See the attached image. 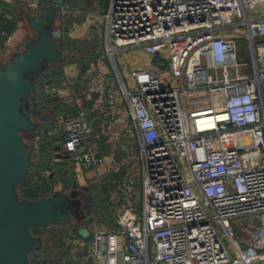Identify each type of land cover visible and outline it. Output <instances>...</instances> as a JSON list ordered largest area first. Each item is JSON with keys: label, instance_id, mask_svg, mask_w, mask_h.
I'll return each mask as SVG.
<instances>
[{"label": "built area", "instance_id": "1", "mask_svg": "<svg viewBox=\"0 0 264 264\" xmlns=\"http://www.w3.org/2000/svg\"><path fill=\"white\" fill-rule=\"evenodd\" d=\"M27 2L38 11L42 0ZM102 17L113 62L129 49L156 60L129 85L117 74L106 99L108 115L130 118L139 208L118 210L114 229L94 224L76 264H264V0H109ZM2 21L0 10V56ZM240 29L252 76L238 63ZM109 127L86 109L65 121L62 150L78 177L107 162L99 141ZM245 219L247 245L235 228Z\"/></svg>", "mask_w": 264, "mask_h": 264}, {"label": "water", "instance_id": "2", "mask_svg": "<svg viewBox=\"0 0 264 264\" xmlns=\"http://www.w3.org/2000/svg\"><path fill=\"white\" fill-rule=\"evenodd\" d=\"M68 1L50 0L47 9L29 12L28 26L34 36L23 50L0 61V264H32L30 254L44 247L43 238L33 233L36 229L56 222L75 224L79 236L87 239L95 220L87 216L76 190L56 189L37 200L21 199L19 194L34 152L23 134L41 127L31 116V96L39 76L65 59L60 47L63 31L57 25ZM55 151L57 158L64 157L62 145H56Z\"/></svg>", "mask_w": 264, "mask_h": 264}, {"label": "crops", "instance_id": "3", "mask_svg": "<svg viewBox=\"0 0 264 264\" xmlns=\"http://www.w3.org/2000/svg\"><path fill=\"white\" fill-rule=\"evenodd\" d=\"M100 4V0H70L67 2L65 8V12L59 15L58 25L57 27L61 28L64 34L67 35L71 40H85L89 39L88 35L91 32H98L99 29L101 31V38L104 40V20L103 15L105 14L108 6L109 0L106 1L105 6L102 11L98 10V5ZM50 6V0H42L40 9L38 11H31L28 7L27 0H0V10L2 12L3 21L1 24V29L6 32V37L3 39L5 47L3 54L0 56V61L8 59L12 54L23 50L26 43H28L34 33L30 30L28 26L27 14L29 12H33L34 14L39 13L40 10L47 9ZM98 10V11H97ZM90 36V35H89ZM105 43V41H104ZM137 54L132 53L133 58L138 61V65L133 68L136 69H152L154 67V61L156 58L149 57L145 55L144 64H140V59L138 54L142 53V49H134ZM128 51V50H127ZM132 52V51H128ZM107 53V52H106ZM108 55V54H106ZM133 59V60H134ZM110 62L114 66V74L116 78V74H119L121 78L125 81L121 71L118 67L116 58H114V62L109 58ZM132 70V71H133ZM75 72V75L74 73ZM116 72V73H115ZM64 80L60 82L61 86H56L57 91H55V95L57 102L56 104L63 103L65 106H76L72 110L86 109L88 113V117L93 119L96 126L103 124L109 125L107 128V135H105L99 141L100 153L107 159V162L99 167L85 169L87 170L86 176L88 179H98L99 178L106 179L109 188V198L112 201V204H125V205H135V208H139L138 203L140 200L137 198V203L134 200L128 198V195H135V192L141 189V169L140 163L138 159V152H128L124 150L125 140H129L127 136L126 127L130 125V118L128 121L122 118L121 113L119 116L117 114L108 115L106 108V100L107 94H105V90L103 94H100L99 98L96 99L94 104L89 103V95L83 92L82 94H77L76 91L80 90L78 83L79 70L77 64L66 65L63 69ZM103 73L108 74V69L103 70ZM78 79V80H77ZM107 89L108 88H104ZM105 96V97H104ZM100 106L98 102L101 104ZM53 102V103H54ZM124 105L119 103V108L123 111V107L127 106V103L124 101ZM105 106V107H103ZM106 108V109H105ZM78 112V113H79ZM110 112V111H109ZM128 115V113H125ZM76 114H74L75 116ZM77 116V115H76ZM112 116H114L112 118ZM118 116V117H116ZM129 117V116H128ZM47 118V117H46ZM71 118V117H70ZM111 120L114 121L112 125H110ZM50 130V131H49ZM47 132V136L55 138L54 131L49 129ZM39 134H43L41 132L34 134L33 140V148L36 149L37 146H40L36 150L40 149V155L45 154L52 155L54 163L57 165V168H71V161L66 154L61 151L63 158L56 157L55 144H54V156L53 153H50L48 145L50 141L46 139V147L43 145V139L38 136ZM40 137V139H39ZM48 143V144H47ZM35 145V147H34ZM37 145V146H36ZM58 145V144H57ZM45 147V148H44ZM63 147V145H62ZM36 153V151H35ZM71 170V169H70ZM51 185V182H50ZM54 187V185H53ZM128 187V188H127ZM140 187V188H139ZM63 190V189H62ZM132 190L135 192H132ZM55 191V190H54ZM134 193V194H133ZM138 195V194H137ZM124 205V206H125ZM91 225V224H90ZM89 225V230L92 235L94 224ZM237 226V224H236ZM90 235V236H91ZM73 245L74 252L73 259L75 257H83L88 253V246L91 244L86 239L79 238L76 235L73 237ZM72 259V260H73ZM75 262V260H73Z\"/></svg>", "mask_w": 264, "mask_h": 264}, {"label": "rangeland", "instance_id": "4", "mask_svg": "<svg viewBox=\"0 0 264 264\" xmlns=\"http://www.w3.org/2000/svg\"><path fill=\"white\" fill-rule=\"evenodd\" d=\"M107 0H100V4L98 5V10L102 11L103 7L105 6ZM97 10V11H98ZM101 31L99 29L98 32H91L88 37L89 39H86V42L84 40V44L82 45H73L74 47V57H68L67 62L69 61L68 65L74 64L73 60H77L78 64H80L81 68H78L79 70V76H78V83L77 86H79L80 90L76 91L77 94H82L85 92L89 95V103L94 104L96 99L99 98L100 100V94L104 93V90L106 91L105 94H107V89L110 84H113L115 86L118 85V79L116 78L114 74V66L112 67V63L109 60V56L106 55V44L104 43L103 38H101ZM245 32L243 29L239 30L240 39H237L236 46H237V53H238V63L241 65V70L247 69L246 73L249 76L253 75V61H252V55L251 50L249 46V42L246 40L244 36ZM83 41V40H78ZM128 51H132L129 52ZM126 51H119L116 55V61L118 64V67L121 71V74L123 75L125 82L129 85L130 83V76L132 73V70L134 67L138 65V61H136L132 53L136 51L134 49H129ZM70 52V50H68ZM72 54V53H70ZM73 55V56H74ZM139 56L140 64H144L145 54L142 52ZM134 59V60H133ZM159 60L156 62L158 64L159 61H161L164 65L167 63L162 58H158ZM84 68V73L81 74V70ZM108 69V74L106 75L103 73V70ZM52 71V70H51ZM161 71H165V67L161 68ZM75 75V72H73ZM116 73V72H115ZM117 75V74H116ZM118 77V75H117ZM56 86H61L60 82L53 85H47L43 86V91L47 95L49 103H53L54 101H57L56 96H54L55 91H57ZM105 97V96H104ZM121 98V96H120ZM106 100V98H105ZM100 102H98L99 104ZM104 103H102L103 105ZM106 106V105H105ZM103 106V107H105ZM45 116L48 117L49 113H45ZM122 118L126 121L129 120V117L127 114H123ZM67 120L66 116L59 115L56 117V119L53 122H49V124L44 126L41 129L36 130L35 132L31 134H23L24 139L33 146V140H34V134L41 132L44 136L42 138V135L39 134L43 139V145L46 146L45 142L46 139L48 141H53L55 145H63V142L65 140V121ZM53 129L54 136L48 137L47 132L49 129ZM50 131V130H49ZM37 136V135H36ZM39 137V139H40ZM125 144H123L125 147L124 150L128 152H137L135 144L132 142L125 140ZM37 146V145H36ZM35 147V145H34ZM40 146H37L39 148ZM36 148V147H35ZM36 148V149H37ZM34 149L33 155H34V170L36 167L42 163H40V149L36 150ZM36 151V153H35ZM54 156L53 150H51ZM50 155V154H49ZM51 163L54 165L53 158L51 159ZM71 165H69L71 168L67 169H61V168H53V165L50 164L49 167L46 169V171L42 174V180L44 178L53 176V181H51L53 187V191L56 189H63L65 192H70L72 190H76L80 194V200L84 206L85 212L87 216H94L95 220L93 224H95L97 227H104L107 229H114L115 228V217L118 210L123 208L125 204H118L114 205L112 204V201L110 200L109 196V188L106 179L99 178L100 176H97L98 179H95V181H92V179H88L86 176L87 170H84L83 176L78 177L76 174V168L73 163V161L70 159ZM71 169V170H70ZM49 175V176H48ZM50 184V183H49ZM128 188V187H127ZM140 188V187H139ZM66 189V190H65ZM132 192H135V190ZM77 194V193H76ZM134 194V193H133ZM138 194V195H137ZM130 196L131 200H134V202L137 203V198L140 196V190L135 192V195H128V198ZM93 199V200H92ZM128 206V205H125ZM210 215V213L208 212ZM92 225V224H91ZM90 225V226H91ZM250 222H248L247 219H245L244 222L238 223L236 228V237L239 239H242L244 241V244L247 245L249 242V233L252 231V229L249 227ZM52 231L50 229H44L40 228L36 231V236L44 237L46 240H48V243L50 242L52 244V241L50 240L53 236H55L57 227H53ZM64 230H66V236L64 237V241L67 239V244L70 246L73 244V237L76 235V231H78L79 227L75 224H69L65 227H60ZM220 231V230H219ZM89 243L93 240V236L91 235L89 238L86 239ZM56 245V244H55ZM67 245V246H68ZM54 246V245H53ZM72 259L74 258L73 255H75L74 249L71 253ZM75 262L79 259H73Z\"/></svg>", "mask_w": 264, "mask_h": 264}, {"label": "trees", "instance_id": "5", "mask_svg": "<svg viewBox=\"0 0 264 264\" xmlns=\"http://www.w3.org/2000/svg\"><path fill=\"white\" fill-rule=\"evenodd\" d=\"M85 42L78 40H71L67 35L64 34V36L60 40V47L65 54V59L63 63L52 66L49 70L45 71L37 79L36 90L31 96V105H32L31 116L34 120H37L38 122L41 123V127L39 129L43 128L44 126L47 127L49 122H53L56 119V117L59 115L64 114L66 118L69 119L70 117L73 118L78 114L79 110L77 111L72 110L76 106H65L63 105V103L56 104L57 101L54 103L47 102L48 98L47 95L44 93L45 91L44 87L47 86L48 84L53 85L64 80L63 69L69 63V61L67 62V58L68 57L75 58V55L73 54L75 51H74V47L72 46L79 44L82 45ZM68 50H70V52H68ZM71 62L77 64L78 68H81L77 60H73ZM84 72L85 71L83 68L81 70V74H83ZM42 88H44V91ZM45 113H49V116L47 118L45 116ZM74 114L76 115L74 116ZM51 130L53 129L51 128ZM48 143H49L48 148L51 153V150H54V142L50 141ZM39 157H40V163L42 164L38 165L34 170L35 166L33 164L35 157L33 155L29 172L27 173L26 177L21 181L19 185V194L21 199L37 200L43 197L50 196L51 194L54 193L52 184L51 185L49 184L51 181H53V176L51 175L50 177H47V180L46 178L42 180V174L46 171L49 165L52 164L51 159L53 157L52 155L45 156V154L44 156L40 155ZM53 168H57V165L55 163L53 165ZM68 225L69 224H62L56 222L48 228L52 231V229H54L53 227L55 226L57 227L56 231H54V233H56L55 236H53L50 239L52 241V244L50 242L48 243V240L42 237L44 240V247L42 250L34 251L30 254V260L32 264H76V262L72 260V256H71L72 255L71 253L73 252L74 249V245L72 244L69 246L67 244V239L64 241L65 239L64 237L66 236L67 232L66 230L60 228ZM36 231L37 229L33 231L35 235H36ZM76 236L80 238L78 231H76Z\"/></svg>", "mask_w": 264, "mask_h": 264}]
</instances>
